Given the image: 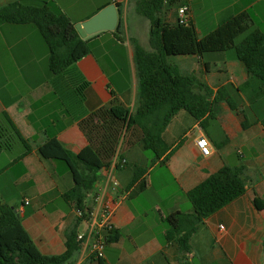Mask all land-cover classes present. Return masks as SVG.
Segmentation results:
<instances>
[{
  "label": "crops",
  "instance_id": "1",
  "mask_svg": "<svg viewBox=\"0 0 264 264\" xmlns=\"http://www.w3.org/2000/svg\"><path fill=\"white\" fill-rule=\"evenodd\" d=\"M97 1L95 7L84 14L72 15L63 7L58 10L76 24L82 39L98 45L76 64L90 82L86 108L93 112L115 101L133 110L138 93L134 44L126 45L113 32L109 40L104 32L88 35L82 24L104 7L120 4L119 16L126 32L129 13L137 12L139 0ZM12 3L40 7L52 1L0 0V9ZM238 4L236 2L235 7ZM255 5L253 1L241 6L233 15L249 13ZM180 6L175 12L172 7L165 10L169 22H177ZM188 6L195 22L192 8ZM257 17L259 15L251 16V19L262 31L255 21ZM147 25L149 34V21ZM146 47L151 50L149 40ZM172 58L181 74L196 75L214 93L226 88L225 93L234 98L238 109L232 110L226 101L214 103L211 115L204 119L205 128L189 113L180 111L163 133L171 150L179 145L167 162L164 157L155 162L146 155L139 129L128 131L127 143L123 148L120 144L115 155L126 160L124 167L114 171L118 187L114 189L107 184L103 172L87 199L89 208L99 206L100 194L114 201L112 226L119 233V239L107 243L101 262L80 251L74 255L73 264H179L182 254L178 245L165 243V218L176 211L193 212L188 192L224 166L244 168L246 193L205 220L192 238V251L186 259L189 263L200 257L221 264H264V82L249 74L244 63L234 59L230 52L211 54L208 61L198 56ZM194 58L202 61L203 66L196 64ZM48 59V48L33 25L0 22V116L8 112L32 146L29 155L19 159L24 148L19 150L0 170V205L14 206L19 195L16 190L20 188L23 199L21 207L16 208L25 229L44 255L55 256L66 252V234L78 222L74 206L63 198V194L73 188L74 180L64 162L42 158L38 148L47 139L57 138L67 149L79 153L91 142L99 143L103 130L93 128L95 132L91 133L92 123L89 128L65 113L53 92ZM245 122L249 123L246 129ZM201 135L211 142L209 157L203 156L196 146ZM140 168L147 170L146 173L130 187ZM151 191L159 200L147 206L140 198ZM150 211L157 214L155 220L159 228L145 221ZM83 225L86 224L81 221L79 233L83 232L80 230Z\"/></svg>",
  "mask_w": 264,
  "mask_h": 264
},
{
  "label": "trees",
  "instance_id": "2",
  "mask_svg": "<svg viewBox=\"0 0 264 264\" xmlns=\"http://www.w3.org/2000/svg\"><path fill=\"white\" fill-rule=\"evenodd\" d=\"M181 0H139L137 11L150 22L147 50L134 42V62L137 70L138 93L134 109L113 101L109 106L93 112L86 108V91L90 82L76 64L91 53L90 41L81 38L76 24L63 12L50 6H29L12 3L0 9V22L17 25H33L43 38L49 51V70L54 94L58 97L65 113L73 121H81L92 127L90 132L101 127L102 139L90 143L79 153L67 149L57 138L47 139L38 151L44 159L63 161L68 166L74 186L63 194L75 211H88L87 199L101 178L103 168L111 165L117 154L124 134L139 129L146 151H151L154 161L164 157L170 160L179 145L171 150L163 139V133L180 111H186L205 128L204 119L211 115L212 106L226 101L232 110L238 105L226 88L216 93L196 75H183L169 59L177 56H198L206 53L230 52L233 58L244 63L247 72L264 81V33L255 27L248 12L228 17L211 33L200 37L194 22L187 24L169 22L164 16L168 7ZM120 15L122 11L120 10ZM182 6V5H181ZM123 40L125 27L122 18L113 32ZM242 37L240 40L239 38ZM264 123V120H263ZM249 123H243L248 128ZM19 142L24 152L19 159L32 151L26 139L8 112L0 116V157L12 150ZM171 150V151H170ZM137 169L130 184L133 187L146 173ZM243 167L224 166L217 173L188 192L194 211H176L165 218L167 230L165 243H176L182 254L179 264H189L186 255L192 251V238L209 217L219 212L246 193L242 175ZM256 207L260 208L258 201ZM17 208L0 205V264H73L74 255L81 251L79 223L66 234V252L62 255H44L25 229ZM106 243L119 239L113 229L105 236ZM264 250V240H263ZM102 261V260H101ZM100 261V262H101Z\"/></svg>",
  "mask_w": 264,
  "mask_h": 264
},
{
  "label": "rangeland",
  "instance_id": "3",
  "mask_svg": "<svg viewBox=\"0 0 264 264\" xmlns=\"http://www.w3.org/2000/svg\"><path fill=\"white\" fill-rule=\"evenodd\" d=\"M51 1L52 3L48 6H50L54 11H58L59 9H61V7H63L65 10L70 11L72 15L84 14L86 11H91L98 3L97 0H51ZM253 1H256V5L255 7L249 10V13L251 14L252 17H256V15H259V17H257L255 21L257 25L260 26L262 32L264 33V0H181L177 5L172 6V11L175 12L178 6L180 5H190L195 17L194 18L195 28L197 29L199 34L205 36L211 33L212 31H214L221 23H223L226 19H228V17L232 16L235 13L236 9H239L241 6L250 4ZM236 2H239L237 7H235ZM164 16H166V14H164ZM148 21L145 17L139 14L138 11L137 12L130 11L128 20L126 21V33L123 36V41H125L126 45L128 43L134 44L135 41H138L139 43H142V46L144 48H147L146 44L149 40V34L147 32ZM79 31L82 34H84L83 30L80 27H79ZM103 34H106L107 36L106 40H109L110 32H104ZM83 36L86 35L84 34ZM85 38L89 39V37H85ZM241 38L242 37H240L239 40ZM41 39L42 42H44L42 37ZM90 47L91 49L96 50L98 45L96 46L91 43ZM107 48L110 49L111 46L109 45V47ZM96 53L100 55L98 51H96ZM216 53L219 52L206 53L204 55L205 61L209 60L211 54H216ZM193 60H195V63L199 64V66H203L202 61L200 62V60L195 58ZM169 61L171 63H174V65L176 64V61L173 58L172 59L170 58ZM126 143H127V137L126 134H124L120 142L122 148ZM23 148L24 147L21 143L16 142L12 150L3 152L0 158V170L5 167V165L9 162V160L12 157H15L18 154L19 150H23ZM145 153L150 159H153L154 161V155L151 151H145ZM20 190H21L20 188L16 190V193L19 194L18 202L13 207H18V208L21 207V200L23 199V196L22 194H20ZM156 199L157 198L154 191L145 193L140 198L141 202L147 206L153 204L156 201ZM156 217L157 214L153 211H150L149 216L146 218L145 221L149 226L154 225L156 228H159L155 220ZM164 225L168 227L167 223H165ZM85 227L86 225L80 226V230L85 231L86 230ZM189 264H221V262L217 260H208V259H202L200 257H196Z\"/></svg>",
  "mask_w": 264,
  "mask_h": 264
},
{
  "label": "built area",
  "instance_id": "4",
  "mask_svg": "<svg viewBox=\"0 0 264 264\" xmlns=\"http://www.w3.org/2000/svg\"><path fill=\"white\" fill-rule=\"evenodd\" d=\"M178 20L181 24H187L190 16V7L182 5L178 9ZM196 146L200 153L209 157L212 154V145L208 137L201 135L196 140ZM126 165L125 159H120L116 156L107 168H103L101 173L105 172L107 184H111L114 189L118 187V182L114 179V171ZM99 206L91 208L88 211L76 210V216L86 224V230L78 236L81 251L84 255L92 257L96 261H101L105 258L106 239L104 233H108L113 229L112 218L114 215V201L107 200L104 194L97 197Z\"/></svg>",
  "mask_w": 264,
  "mask_h": 264
},
{
  "label": "water",
  "instance_id": "5",
  "mask_svg": "<svg viewBox=\"0 0 264 264\" xmlns=\"http://www.w3.org/2000/svg\"><path fill=\"white\" fill-rule=\"evenodd\" d=\"M119 17L118 6L110 4L84 22L82 27L88 35L100 32H114L118 27Z\"/></svg>",
  "mask_w": 264,
  "mask_h": 264
}]
</instances>
